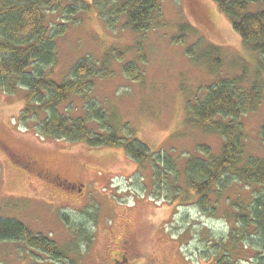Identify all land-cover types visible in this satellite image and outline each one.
<instances>
[{
	"label": "rangeland",
	"instance_id": "rangeland-1",
	"mask_svg": "<svg viewBox=\"0 0 264 264\" xmlns=\"http://www.w3.org/2000/svg\"><path fill=\"white\" fill-rule=\"evenodd\" d=\"M89 2L65 0L49 14L52 27L66 31L56 37L57 63L46 71L62 82L80 60L93 59L107 76L95 79L87 101L96 100L119 125L129 124L162 163L138 164L122 147L44 136L38 124L45 114L37 120L24 115L27 89L6 93L0 88V218H15L67 250L65 258L56 260L23 242L0 240V264H113V251L122 248L125 238L131 245L127 257L136 256L132 264H215L232 228L238 230L228 202L249 204L257 187L232 180L217 210L200 206L187 186L185 165L191 157H204L202 146L219 153L223 137L188 123L187 106L227 77L256 84L264 97L263 59L243 42L215 0H162L164 19L142 33H134L123 17L108 27ZM186 24L192 31L180 37L179 28ZM191 43L197 44L198 62L188 54ZM209 45L220 50L218 67L213 60H200ZM107 54L111 58L104 63ZM130 61L139 65V80L125 73ZM83 103L75 96L61 110L83 115ZM243 121L247 152L264 158V98ZM155 169L162 177L155 176ZM41 172L60 179L53 182ZM244 235L252 247L251 233ZM238 245L235 264H264L262 254Z\"/></svg>",
	"mask_w": 264,
	"mask_h": 264
},
{
	"label": "trees",
	"instance_id": "trees-1",
	"mask_svg": "<svg viewBox=\"0 0 264 264\" xmlns=\"http://www.w3.org/2000/svg\"><path fill=\"white\" fill-rule=\"evenodd\" d=\"M215 1L221 11L228 15L243 42L257 51L264 62V0ZM64 2L0 0V88L6 93H15L19 86L27 89L24 115L37 120L41 118V113L45 114L38 124L44 136L84 142L91 147H122L138 164L152 160L154 165L159 166L162 163L161 156L153 159L150 149L136 137L129 124L119 125L115 117H111L108 110L96 100L87 101L86 94L94 88L95 79L107 76L97 68L93 59L87 57L80 60L73 67L71 78L62 82L49 77L46 69L57 63L55 39L66 31L65 27L53 28L49 14L58 10ZM89 3L88 6L97 7L108 27L114 26L123 17L125 24L134 33L154 29L164 19L162 0H90ZM179 30L180 37L192 31L187 24L180 26ZM180 37L177 38L182 40ZM196 47L197 44L191 43L188 49L194 61H197ZM107 55L104 63H108L111 58ZM220 55L218 47L209 45L200 60H213L214 66L218 67ZM124 68L128 77L140 79V68L136 61L126 63ZM207 88L208 94L205 97L189 101L188 123L205 132L221 135L223 143L219 153H215L209 146H202L204 157H191L187 161L186 183L199 197V204L206 211L217 210L219 197L232 180L257 187L249 204L239 201L232 203L231 200L228 202L234 210L233 220L238 230L232 228L230 237L225 240L229 241L224 248L225 254H220L222 244L217 245L220 256L215 264H235L233 256L241 242L244 250L252 248L258 252L257 255L264 256V158L247 152V133L243 121V117L255 109L264 97L261 87L256 84L250 86L242 82L239 76L218 79ZM75 96H80L84 101L83 115L61 110V106ZM260 136L264 143V122ZM169 168L175 169L171 163ZM158 171L155 169V176L162 177ZM219 183L222 188L218 187ZM213 195L217 197L215 201ZM244 233H251L252 247L243 241ZM0 240L23 242L29 248L56 260L67 255L66 248L50 236L34 232L15 218H0ZM230 244L234 247L232 251L229 250Z\"/></svg>",
	"mask_w": 264,
	"mask_h": 264
},
{
	"label": "flooded vegetation",
	"instance_id": "flooded-vegetation-1",
	"mask_svg": "<svg viewBox=\"0 0 264 264\" xmlns=\"http://www.w3.org/2000/svg\"><path fill=\"white\" fill-rule=\"evenodd\" d=\"M29 165L31 166L32 169L35 168L34 164L33 165L29 164ZM40 176H44L48 179H51L53 180V182H56L60 179L59 175L50 176L47 173H44V174L42 173L40 174ZM71 186L74 188H77L76 185H71ZM77 191H80V193H82V188L77 189ZM113 253L116 255V257L113 255V258H112L113 264H132V262L136 258L135 256L134 259L132 260L127 257V255L131 253V245H130V240L126 238L123 242L122 248L119 251H116V252L113 251ZM137 256H139V254Z\"/></svg>",
	"mask_w": 264,
	"mask_h": 264
}]
</instances>
